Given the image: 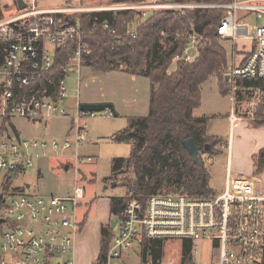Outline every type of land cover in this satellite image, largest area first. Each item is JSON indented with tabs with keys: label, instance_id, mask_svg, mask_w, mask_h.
Returning a JSON list of instances; mask_svg holds the SVG:
<instances>
[{
	"label": "built area",
	"instance_id": "1",
	"mask_svg": "<svg viewBox=\"0 0 264 264\" xmlns=\"http://www.w3.org/2000/svg\"><path fill=\"white\" fill-rule=\"evenodd\" d=\"M23 1L26 8L22 13L0 22V45L5 53L0 67V173L11 176L13 181L41 158L49 157L45 152L48 147L57 152L90 143L87 118L96 113L81 110L80 87L82 71L88 68L87 61L93 54L86 38L95 30L120 42L126 37L136 39L145 22L160 12L185 16L188 10H225L218 27L221 40L231 43L233 52L239 41L253 42L255 49L243 63H238L233 54L230 67L221 75L228 78L235 103L241 99L249 102L245 117L251 114L255 120L256 111L264 106L263 87L239 85L240 81L264 80V23L251 32L249 25L238 22L241 13L264 20V0H232L226 4L148 0L58 9L39 8L38 3L46 0ZM85 13H126L131 15V21L125 24L124 34L108 21L95 23L94 30L87 32L76 17ZM184 29L188 42L174 57L173 65L180 61L191 63L199 56L203 35L192 22ZM74 86H78V95L71 96ZM243 117L232 112L231 130ZM15 119L33 125L68 119L71 125L62 141L26 140L13 126ZM228 151L230 154V146ZM74 160L77 164L80 156H74ZM81 162L91 163L93 159ZM85 197L79 181L73 194L66 196L41 197L27 191L5 195L0 217V221L4 220L0 223V264H75L62 256L75 253ZM114 231L102 264H127L129 254L135 246L141 248L143 239L189 240L194 245L200 240L212 241L219 248L218 259L212 264H264V194L236 192L228 182L222 193L212 197L154 195L145 202L133 198L124 207ZM195 254L194 250L193 263L179 258L145 262L141 255L140 264H201Z\"/></svg>",
	"mask_w": 264,
	"mask_h": 264
},
{
	"label": "trees",
	"instance_id": "2",
	"mask_svg": "<svg viewBox=\"0 0 264 264\" xmlns=\"http://www.w3.org/2000/svg\"><path fill=\"white\" fill-rule=\"evenodd\" d=\"M148 0H111V3H137ZM181 3L226 4L232 0H176ZM226 11L220 9L188 10L185 16L175 12H160L151 16L138 32V37H126L117 42L113 37L102 35L98 30L87 37L93 49L86 66L96 73L122 71L135 76L146 77L151 83L149 113L147 116L134 117L130 126L116 134L113 139L131 145L129 160L119 159L114 171L121 170L127 163L133 170L134 180L128 182L129 194L126 197L110 199L111 220L122 218L124 207L130 199L138 198L145 202L154 195L185 194L194 198L212 197L217 193L210 188V173L205 161L200 157L194 162L185 148V142L193 138L196 145L202 147L210 156L222 154L224 141L207 135L210 119L195 117L193 112L201 105V87L211 77L220 80L222 94L230 95L231 87L221 72L230 67L227 48L218 35V27ZM81 19L84 31L94 30L95 23L110 22L125 33V24L131 21L126 13L103 14L85 13L77 15ZM194 23L203 40L199 43V56L193 62H177L173 59L187 44L186 27ZM165 33V37L162 33ZM178 34L181 38L178 39ZM4 47L0 45V67L4 62ZM175 66L171 71V67ZM242 87L264 88V80L240 81ZM264 121V106L257 110ZM264 125L259 122L258 126ZM200 155V154H199ZM255 175L264 172V148L254 156ZM4 190L0 194V217L3 211V197L17 195L27 191V185L12 188L13 179L6 176ZM82 208L85 207L82 203ZM111 220L101 230L99 262L102 264L108 252L114 230ZM88 215L81 218L79 233L85 228ZM179 243V256L184 262H192L195 245L192 241H164L143 239L141 255L143 261L151 259L156 263L167 254L165 245Z\"/></svg>",
	"mask_w": 264,
	"mask_h": 264
},
{
	"label": "rangeland",
	"instance_id": "3",
	"mask_svg": "<svg viewBox=\"0 0 264 264\" xmlns=\"http://www.w3.org/2000/svg\"><path fill=\"white\" fill-rule=\"evenodd\" d=\"M18 1L0 0V22L16 17L23 12L24 8L19 5ZM110 3L111 0H46L40 1L38 7L58 9L68 6L91 7ZM238 22L239 24L249 25L252 32L258 25L263 24L264 20H257L254 14L241 13ZM231 45L224 44L228 50L229 58L232 52ZM174 68L175 66H172L170 70L173 71ZM121 69L122 71L96 73L90 68H85L82 71L80 87L82 103L97 104L109 101L114 106L117 116H113L110 111L98 112L94 116L89 115L87 126L90 143L78 149L73 146L69 150L60 149L57 152L48 147L45 152L50 154V156L41 158L34 167L28 169L25 175L20 174L12 186V188H17L28 184L30 188L27 189V192L31 195L59 197L73 194L77 181H79V186L86 191V197L83 200L85 207L81 209L80 216L82 218L85 214L88 215L86 225H90V228H88L90 235L88 240L77 248V252L62 256L63 260L74 261L76 264H101L99 257L95 258L97 249H93V244L96 242L94 239L97 236L98 229H100V223L108 219L110 199L128 196L129 190L126 184L134 180L133 170L127 163L118 172H113L115 162L119 159L128 161L132 152L131 145L115 141L113 137L127 129L132 118L148 115L151 83L146 77L124 72L126 66H121ZM217 78V76H213L205 82L203 91L207 92L218 88L220 81ZM70 95H78V86H74L71 89ZM242 101L245 102L244 105L248 102L241 99ZM247 113L245 114L246 116ZM257 113L256 111V121H254L256 125L254 127L264 129V125L258 126L259 122L264 121H261ZM14 123L21 132V137L26 140L39 141H62L71 125V121L68 119H52L47 123L38 125L27 123L25 120L15 119ZM238 137L239 132H235L234 155L232 151H230V154L228 153V141L226 142L227 144L224 143L225 146L221 155L210 156L205 154L204 151L199 155L201 161H205V166L210 173V186L215 191L223 189L222 183L226 176V167L232 157L234 162L232 171H238V157L244 150L245 145L244 142L240 143L238 141ZM256 142L262 145L264 140L262 137L252 134L253 150L256 147ZM252 153H254L252 154L253 159L258 150ZM76 155L80 156V162L77 164L74 160ZM88 157H91L93 162L82 164L81 161ZM71 162L74 166L69 165ZM66 165L69 166L68 171L65 170ZM246 174L254 176L252 182L254 181L258 185L261 183L264 193V172L256 176L252 166V172ZM6 180V176L0 173V194L4 190ZM179 248V243L165 245L164 252H167L165 259H177ZM140 250V245L135 246L134 250L129 254V259H126L127 264L141 263ZM194 250L196 251L195 257L201 264H212L217 261L219 256V248L212 241L200 240L195 244Z\"/></svg>",
	"mask_w": 264,
	"mask_h": 264
},
{
	"label": "crops",
	"instance_id": "4",
	"mask_svg": "<svg viewBox=\"0 0 264 264\" xmlns=\"http://www.w3.org/2000/svg\"><path fill=\"white\" fill-rule=\"evenodd\" d=\"M226 44L231 45V43L229 42ZM254 49H255V44L253 42L239 41L236 47L234 48V52L233 50L231 52L230 60L233 54H235L237 62L243 63L246 57H248L250 52H252ZM102 103H109V101H105ZM244 103L245 102L241 103V101L235 103L230 95L224 96L222 94L221 85H218V88L207 92L203 91V85H202L201 105L193 112L195 117L198 118L207 117L210 119L207 127V135L210 137L219 138L223 140L225 143L228 141L229 144L228 146H230L233 155H234L235 142H236L235 132L236 133L239 132L238 141L240 143L242 142L245 143L244 150L239 154L238 157V163H237L238 171L237 172L232 171L234 167V162L232 157V160L231 161L229 160L228 166L226 167V176L222 183L223 189L220 191H215L210 186V188L213 191H215L217 194L222 193L225 190L226 184L228 182H230L232 189L235 190L236 192L249 193V194L255 192L256 193L262 192V194H264L263 189L261 187V183L258 185L257 183H254V181L252 182V178L254 176L252 175L249 176L246 174L252 172V166H253V170H255L254 156H256L264 148V143H262V145L261 144L259 145V143L256 142L255 149L254 150L252 149V134L260 136L264 140V135H263L264 129H257L254 127L256 125V123L254 122L256 121V119L253 120L251 114L248 117H245L246 116L245 114L247 113V104L244 105ZM234 110L237 112V114L244 117L243 120L238 123L237 127L231 130L230 116ZM12 124L16 129H18L14 121L12 122ZM259 147L260 149H258ZM257 150L258 153L254 155L252 159V154H254L252 152L253 151L256 152ZM108 209H109L107 215L108 219H105L104 222L100 223V229H98L97 231V236L95 239L93 238L94 241L96 240V242L93 244V249H97V254L95 253L96 254L95 258H98L100 254L102 227L109 224L111 219L110 201H109ZM88 228H90V225H86L85 228L82 230V232L78 234L76 239L75 252H77V248L81 244H83L86 240H88V237L90 235Z\"/></svg>",
	"mask_w": 264,
	"mask_h": 264
},
{
	"label": "water",
	"instance_id": "5",
	"mask_svg": "<svg viewBox=\"0 0 264 264\" xmlns=\"http://www.w3.org/2000/svg\"><path fill=\"white\" fill-rule=\"evenodd\" d=\"M19 5L22 6L24 9L26 8V4L24 3L23 0H19L18 1ZM75 23V22H73ZM228 80V78H226ZM81 110L84 112H89V113H98V112H106V111H110L112 113L113 116H117L114 106L110 103H83L81 105ZM185 148L187 150V152L190 154L192 160L194 162L197 161L198 156L202 150V147L197 146L194 139H188L185 142ZM65 170L68 171L69 170V166H65ZM13 178L15 177V173L12 175ZM27 188H30V185H27ZM4 220H1L0 223H3ZM112 223V228L113 230L116 227V221L115 220H111Z\"/></svg>",
	"mask_w": 264,
	"mask_h": 264
}]
</instances>
